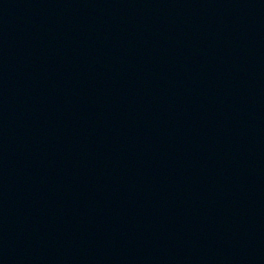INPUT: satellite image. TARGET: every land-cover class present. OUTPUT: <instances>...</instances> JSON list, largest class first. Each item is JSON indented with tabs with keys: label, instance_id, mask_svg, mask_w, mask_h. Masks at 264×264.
I'll return each mask as SVG.
<instances>
[{
	"label": "water",
	"instance_id": "obj_1",
	"mask_svg": "<svg viewBox=\"0 0 264 264\" xmlns=\"http://www.w3.org/2000/svg\"><path fill=\"white\" fill-rule=\"evenodd\" d=\"M0 264H264V0H0Z\"/></svg>",
	"mask_w": 264,
	"mask_h": 264
}]
</instances>
